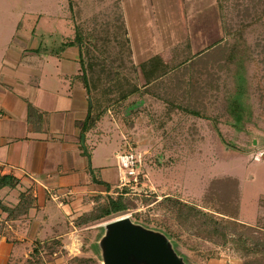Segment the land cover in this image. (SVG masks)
<instances>
[{
	"label": "rangeland",
	"instance_id": "rangeland-1",
	"mask_svg": "<svg viewBox=\"0 0 264 264\" xmlns=\"http://www.w3.org/2000/svg\"><path fill=\"white\" fill-rule=\"evenodd\" d=\"M121 5V0H0V54L8 36L13 33L17 38L16 27L41 33L44 44L52 48L62 39H72L78 28L83 38H89L85 41L103 62L104 72L115 70L120 78L113 87L108 82L91 84L88 97L99 107L90 143L102 141L95 153L107 154V170L115 161L122 173L108 180L112 187L107 194L95 193L70 215L63 213L62 232L54 230L62 219L57 212L46 235L27 236L22 242L27 248L16 264H103L100 244L106 225L122 217L167 233L166 240L184 264H264L263 230L230 225L210 232L202 225L205 218L187 210L197 208L224 220L234 216L239 191L232 175L242 180L245 211L254 203L249 176L263 174L254 156L264 150V0H216L222 38L215 49L183 65L192 57L184 53L185 43L160 51L164 57L173 56L165 60L173 70L149 85H143L138 67V73L132 70L122 46ZM142 6L148 22L153 16L150 3ZM231 98L250 111L242 128L230 125ZM121 156L129 158V166L122 165ZM260 159L264 165V152ZM248 185L252 189L246 191ZM21 193L0 189V233L17 224L2 206L13 208ZM118 193L132 203L129 209L79 223V215L99 209L107 196L115 198ZM35 208L32 215L20 217L44 227L49 215H37Z\"/></svg>",
	"mask_w": 264,
	"mask_h": 264
},
{
	"label": "crops",
	"instance_id": "crops-1",
	"mask_svg": "<svg viewBox=\"0 0 264 264\" xmlns=\"http://www.w3.org/2000/svg\"><path fill=\"white\" fill-rule=\"evenodd\" d=\"M143 3H150L149 12L153 16L148 22L144 19ZM121 4L134 65L155 55L167 61L171 55L164 57L160 51L184 43V53L194 56L222 38L216 0H121ZM12 34L0 54V174L18 180L12 190L31 194L33 204L28 215L37 206V215L46 212L49 216L44 227L39 228L29 224V219H10L17 224L10 227V232L0 233V264H16L27 248L22 243L24 239L46 235L52 230L57 212L62 219L55 222L54 230L62 232L63 213L70 215L95 193L107 194L105 185L112 187L108 180H115L122 173L115 161L107 170L110 167L107 154L98 157L95 153L102 141L90 143L91 129L83 133L81 145L79 123L86 117L89 97L77 78L81 74L78 48L59 49L66 41L63 39L57 48L48 47L41 33L17 27V38H12ZM28 104L32 106L29 116ZM261 159L254 162L263 174L249 176L255 188L254 203L248 211L243 205L242 180L232 176L237 179L239 191L236 222L264 231L260 225L264 224ZM94 178L101 183L94 182ZM251 186L245 187L246 191Z\"/></svg>",
	"mask_w": 264,
	"mask_h": 264
},
{
	"label": "trees",
	"instance_id": "trees-1",
	"mask_svg": "<svg viewBox=\"0 0 264 264\" xmlns=\"http://www.w3.org/2000/svg\"><path fill=\"white\" fill-rule=\"evenodd\" d=\"M263 13H264V9H263ZM119 28H120L121 35H122V40H121L122 46L124 47V51L126 52L127 57L130 59L131 68L134 72L138 73L137 72V67H138L140 73L142 74L145 80L143 85H149L150 83L157 81L158 79H160L161 77L165 76L166 74H168L170 71L173 70L167 66L166 61H163L159 55H155L152 58L148 59L147 61L135 66L131 60V46H130V42H129V38L127 34V29L124 23L123 14L121 13H120ZM74 34L75 35L73 36L72 39L62 42L59 49H63L66 46H76L78 48L81 74H79L77 78L82 81L87 94L90 91L91 84L95 87L97 83H100V84L102 83L104 85L105 82H108V83H112L111 87H113V83L114 84L115 82L118 83L120 78L117 77L118 74L116 73L115 70L113 71L110 70L107 73L104 72L105 70H104L103 62L97 60V57L94 56L91 47L85 41V40H88L89 38L87 39L83 38L81 34L79 33L78 28L75 29ZM216 44H213L209 48H207L205 51L192 56L189 60H186L184 63L180 65H183L185 63L189 64L191 61H193L194 63L195 61L198 60V58H202L209 51H213V49H215ZM85 56H86V59H84ZM172 59H173V56H171L170 60ZM96 66L99 67V69L95 70ZM236 89L238 91L240 90L239 87H236ZM236 100L237 99L231 98V103L229 104V108L230 107L231 108L229 110V113L231 114V118H232L230 125L238 129V128H242L244 122L249 119L250 111H248V108L245 107L243 103H241V101H236ZM96 108H99V107L96 104H94L92 100L90 99L86 117L83 121L79 123L81 134L92 129V127L94 126V123L97 119V116L94 114L96 113L95 112ZM31 110H32V106L28 104V107H27L28 116ZM185 110H188V109L186 108ZM191 113L194 115H197L195 111ZM93 180L96 183H101V181L98 179L94 178ZM17 184H18V180L15 177L8 175V174H0V189L4 187L14 188ZM105 186L108 191L109 186L108 185H105ZM165 199H167V197ZM32 203H33V199L31 197V194L25 191L20 194V199L13 208H7V207L2 206V209L4 212L7 213V218L10 220V219H15L17 217H20L22 215H26L29 208L32 207ZM179 204L180 203H176L175 205L177 206ZM131 205L132 203L127 198H125L122 193H118L115 198L107 196L106 203L103 206H101L99 209L90 211L89 213H83L79 215L77 218H79L78 221L80 224H84L86 222L98 220L112 213L125 211L129 209ZM181 206L185 207L184 205H181ZM187 210L196 212V214L200 215V217L205 218V221H203L202 225H204L205 228L209 229L208 231L210 232H216L219 226L220 227L223 226L226 228L230 227V225L244 226L243 224L236 222L235 220L236 213H234V216L228 215L229 219L226 218V220H224L223 218H215L212 215L206 214L205 212H202V210L197 209V208L187 207ZM223 215H226V214H223ZM137 225L143 228H146L143 225H140V224H137ZM248 229L249 230L252 229V231L255 232L258 228L249 227ZM163 235L165 237L166 236L169 237L168 234L165 232H163ZM260 245H264V244L262 243Z\"/></svg>",
	"mask_w": 264,
	"mask_h": 264
},
{
	"label": "water",
	"instance_id": "water-1",
	"mask_svg": "<svg viewBox=\"0 0 264 264\" xmlns=\"http://www.w3.org/2000/svg\"><path fill=\"white\" fill-rule=\"evenodd\" d=\"M84 145V134L80 135ZM103 264H184L160 232L133 224L122 217L106 225L101 244Z\"/></svg>",
	"mask_w": 264,
	"mask_h": 264
},
{
	"label": "built area",
	"instance_id": "built-area-1",
	"mask_svg": "<svg viewBox=\"0 0 264 264\" xmlns=\"http://www.w3.org/2000/svg\"><path fill=\"white\" fill-rule=\"evenodd\" d=\"M260 155H262L261 152L259 153V156H260ZM259 156L255 155V156H254V159L257 160ZM120 159H121V163H122L123 166H125V167L129 166V165L126 163V162L129 160V158H127V156H121ZM123 159H126V160L124 161ZM134 164H135V162H134ZM134 164H133V162H132V166H133ZM128 173H129V172H128Z\"/></svg>",
	"mask_w": 264,
	"mask_h": 264
}]
</instances>
